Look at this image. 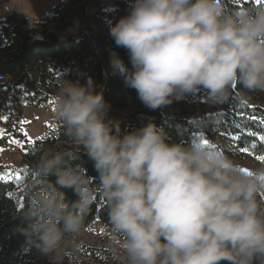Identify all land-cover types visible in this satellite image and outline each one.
<instances>
[{"label": "trees", "instance_id": "obj_1", "mask_svg": "<svg viewBox=\"0 0 264 264\" xmlns=\"http://www.w3.org/2000/svg\"><path fill=\"white\" fill-rule=\"evenodd\" d=\"M80 1H61L31 30L26 19L0 21L3 141L25 150L20 178H0V264H41L52 228L87 232L96 223L124 245L82 247L95 264H143L155 248L196 250L189 264H264V181L227 174L203 143L220 138L230 159L239 151L264 158V4ZM77 19V35L47 31ZM61 85L74 89L70 113L28 141L23 105H47ZM129 107L146 126L120 117ZM132 135L129 166H107L105 156ZM59 142L64 150L48 153ZM187 175L219 180L203 197L166 180ZM126 215L136 219L128 233Z\"/></svg>", "mask_w": 264, "mask_h": 264}, {"label": "rangeland", "instance_id": "obj_2", "mask_svg": "<svg viewBox=\"0 0 264 264\" xmlns=\"http://www.w3.org/2000/svg\"><path fill=\"white\" fill-rule=\"evenodd\" d=\"M63 0H0V21L7 17H14L18 20L26 19L28 22L27 30H31L38 23L43 24L42 18L46 16L52 8ZM70 1V0H68ZM89 0H81L78 7H83ZM239 2H247L251 0H238ZM256 3L264 4V0H253ZM103 4L111 5L109 0ZM81 21L77 19L74 27L62 32L55 27H49L48 32L57 35L61 39H65L72 35H77L81 28ZM1 28V27H0ZM110 71L113 74L118 73L120 61L115 53L109 52ZM53 99L47 105L33 107L24 104L22 107V132L26 139L33 142L48 133H53L57 129L56 115L61 113L66 116L70 113V106L75 100L74 89L71 85H61L53 92ZM134 109L129 107L127 110L120 113L123 119H132L141 126H146L147 121L144 115H138ZM5 129L0 125V178L14 177L20 178V167L22 166L23 156L25 154L24 142L9 139L3 141ZM134 135L129 136L127 141H120L116 148L106 157V165L109 166L114 162L123 164L128 167L131 163L132 153L129 146L133 143ZM203 143L208 146V156L222 164L227 174H233L236 171H241L247 174H254L260 180L264 181V158L255 157L246 151H239L234 158H228L225 150L226 144L220 138L214 140H203ZM58 147L48 151L50 154L61 152L65 143L59 142ZM64 150V149H63ZM59 151V152H58ZM64 152V151H63ZM219 177L204 182L196 183L198 176L187 175L186 177H167L168 183L176 188L189 191L199 196H205L209 187L215 184ZM122 225L121 232H129L134 228L136 219L134 216H124L120 219ZM51 247L49 250L38 255L36 260L41 264H95L91 260L82 256V247L91 248H120L124 244L119 240H112L104 233L100 223H96L93 228L87 232H74L70 230L56 231L53 228ZM145 240L151 241L155 246V241L145 236ZM183 248H179L170 253H161L157 248L154 249L153 255L143 261V264H187L192 258L197 257V251L194 250L190 256L186 254Z\"/></svg>", "mask_w": 264, "mask_h": 264}, {"label": "water", "instance_id": "obj_3", "mask_svg": "<svg viewBox=\"0 0 264 264\" xmlns=\"http://www.w3.org/2000/svg\"><path fill=\"white\" fill-rule=\"evenodd\" d=\"M186 254H187V252H186ZM187 264H189V263H187Z\"/></svg>", "mask_w": 264, "mask_h": 264}]
</instances>
